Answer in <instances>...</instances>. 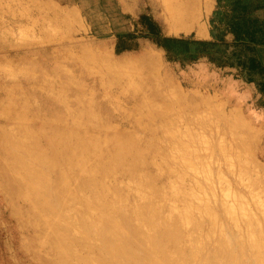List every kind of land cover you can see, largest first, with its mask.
I'll return each instance as SVG.
<instances>
[{"label": "rangeland", "instance_id": "obj_1", "mask_svg": "<svg viewBox=\"0 0 264 264\" xmlns=\"http://www.w3.org/2000/svg\"><path fill=\"white\" fill-rule=\"evenodd\" d=\"M175 3L0 0V142L31 145L39 167L76 166L69 169L73 199L59 202L69 206L68 220L55 215L62 223L72 225L86 206L82 174L129 213L146 199L147 211L178 238L176 246L163 243L173 264H258L248 225L254 215L264 221V99L239 98L251 84L206 57L185 65L167 58L163 36L202 39L194 32L200 26L217 41L231 38L212 25L216 0ZM3 177L0 264H48L56 254L44 219L27 197L8 193ZM80 254L76 264H102L95 249Z\"/></svg>", "mask_w": 264, "mask_h": 264}, {"label": "bare ground", "instance_id": "obj_2", "mask_svg": "<svg viewBox=\"0 0 264 264\" xmlns=\"http://www.w3.org/2000/svg\"><path fill=\"white\" fill-rule=\"evenodd\" d=\"M186 2H187V0H176V3L174 5L179 6V5H183ZM168 6H169V4H168ZM194 32L198 36H207L208 29H207V27L197 26L195 28ZM155 87L156 86H153L151 88V90ZM152 91H154V90H152ZM257 142H259V141H257ZM64 147H66V143L63 144V148ZM30 148H31V145H29L27 147H19L18 145H14L12 143H7L5 141H1L0 142V158L2 159V164L0 166V170L2 172H0V175L2 177L4 176L3 177L4 179L2 182H3V185L6 187V190L8 191V193L12 194V193L17 191V192H20L23 196L27 197L30 200V204L32 206V212L35 215L41 216V217H39V219H42V220L44 219L45 224L43 226V229L45 231L44 234H46L45 241L47 243H49L50 248L53 249L55 254H56V259H52V260L48 261V264H76L77 260L82 259L80 257L81 256L80 253H81V250H84V249H86L87 251L90 249L91 250L95 249L98 252V254L100 255V261L102 262V264H111L110 263L111 262V260H110L111 256L110 255L116 257L123 264H173V260H172V253L174 254V252H172L173 249L169 250L168 248H166L163 245V243L169 242L170 245L172 244V245L176 246L178 238L173 233V231L171 229V225L169 224V222L166 224L161 220V217L156 216L155 214H153V212L147 211L148 203H147L146 199H145V201H143L144 202L143 204H139V202H138L139 205H137V206L133 205L134 208L129 213L124 208H122V206L120 204L121 200L119 201V199H116V198H114V199L111 198L112 200H107L104 197V194H103V189H104L103 187L104 186L103 185H101L99 183L95 186H92L93 182L91 180H88L85 182L82 174H80L79 177L77 178V182H78L77 186H78V190L80 191L79 197H81V204H82V206H85V205L86 206L84 209H82V210L80 209L79 211H77L78 214H76V217L74 218V220L71 221V222H73L72 225H69L68 223H64V222L62 223L61 219H59L55 215H59L62 218H64L65 220H68L67 215H66V210L68 211L69 206H65V207L59 206V202H61V200H64L65 197L67 199H70V198L73 199V196L69 195V193H71L69 191V185H70L69 169L74 168L76 166L70 167L68 169H67V166H50L49 164L46 166H40L39 167L38 165H36L35 162L32 161L31 154L29 153ZM235 148L237 149L236 146H235ZM132 149L136 150L135 146H133V144H132ZM122 150H124V148H122ZM118 151H120V154H122L121 150L118 149ZM250 151H251V149H250ZM235 152H236V150H235ZM238 152L239 151H237V153ZM244 152L245 151H243V152L240 151V154L242 153V155L244 156V154H243ZM246 153H247V151H246ZM249 153H248V155H249ZM118 157H119V154H116V160L118 159ZM238 157H237V159H238ZM244 157H242V158L246 159ZM119 160L121 161V163H123L120 158H119ZM231 161H232V159H231ZM243 161H246V160H243ZM260 169H261V167H260ZM51 171L55 172L54 177H50L52 179L47 177ZM134 180H136V179H134ZM173 181H171V182H173ZM175 184H177V183H175ZM173 186H174V184H173ZM85 189L91 192L90 196H88V195L85 196V194H84ZM191 195H192V193H191ZM138 196H140V195H138ZM194 197H198V196H194ZM204 197H205V195H204ZM206 197L204 199L207 201ZM134 198H136V197H134ZM156 198L158 200L159 197H156ZM19 199H20V197H19ZM163 200H164V197H163ZM169 201H171V200H169ZM199 202H200V200H199ZM133 203L135 204V202H133ZM154 203H157V201ZM160 204H161V202H160ZM58 207H60V208H58ZM178 207L181 208V206H178ZM202 207L205 208L206 205H203ZM156 209H158V208H156ZM166 209H167V207H166ZM224 209L228 211L227 207ZM178 211H180V209H178ZM178 211H176V212H178ZM227 211H225V212H227ZM231 211H232V209H231ZM163 212H165V211H163ZM232 212H231V215L233 216L235 213L232 214ZM163 214H165V213H163ZM166 214H167V212H166ZM176 214L179 215V216L177 215V219H178V217L180 218V215H181L180 212L176 213ZM182 214H184V213L182 212ZM185 214H184V216H185ZM226 214H228V213H226ZM247 214L249 215L250 212ZM251 214L253 216L252 212H251ZM161 215H162V213H161ZM164 216L165 215H163V218H164ZM31 217H33V216H31ZM168 218H166V219H168ZM182 219H184V222H186L185 219L186 220L188 219L187 215H186V218H182ZM213 219L215 220V218H213ZM235 219H236V217H235ZM214 220H213V222H214ZM179 222H180V224L182 223V226H183L184 222H181V220ZM233 222H234V220H233ZM187 224H188V221H187ZM187 224L185 223L183 228H185V226H187ZM248 227L251 230L249 235L252 238L254 248H256L257 251L259 250V253H260L259 255H257L258 261H259L258 264H264V245L262 243V241H264V237H263V235H264V221L260 217H257V215H254L253 218L251 219V221L249 222ZM185 231L186 230H184V232ZM218 231H219V229H218ZM220 235H221V233H220ZM198 240H199V238H198ZM187 243H189V242H187ZM192 243H194V242H192ZM192 243H190V244H192ZM222 244H223V242H222ZM219 246H221V245H219ZM167 247H168V245H167ZM190 247H193V245L189 246L188 249H190ZM204 247H205V245H204ZM233 248H234V246H233ZM195 250H196V248H195ZM233 251H232V253H233ZM188 253H189V250H188ZM242 254H240V256ZM185 255H184V257H182L181 261H183V259L185 258ZM192 255H193V251H192ZM195 255L196 254L194 253V256ZM181 256H183V255H181ZM194 256L191 258H194ZM240 256H238V257H240ZM188 258L190 259V256H188ZM202 259H203V257H202ZM239 259H241V257ZM204 261H206V260H204ZM217 261H220V260L217 259L216 263H217ZM225 261H226V259H225ZM256 261H257V259H256ZM208 262H210V261H208ZM232 262H233V260H232ZM235 263H236V261H235ZM218 264H219V262H218Z\"/></svg>", "mask_w": 264, "mask_h": 264}, {"label": "trees", "instance_id": "obj_3", "mask_svg": "<svg viewBox=\"0 0 264 264\" xmlns=\"http://www.w3.org/2000/svg\"><path fill=\"white\" fill-rule=\"evenodd\" d=\"M213 27L221 25L230 40L163 36L159 43L167 58L180 65L201 57L216 66L229 65L251 84L252 95L264 99V0H216ZM212 31V30H211Z\"/></svg>", "mask_w": 264, "mask_h": 264}, {"label": "crops", "instance_id": "obj_4", "mask_svg": "<svg viewBox=\"0 0 264 264\" xmlns=\"http://www.w3.org/2000/svg\"><path fill=\"white\" fill-rule=\"evenodd\" d=\"M207 35H209V36H207V38H205V37H203L202 39H208V40H216L215 39V37H214V35L212 34V31L211 30H208V34ZM224 67H227V69L228 70H235L236 71V69L234 68V67H232V66H229V65H223ZM236 75H237V73H236ZM252 89H249V88H247V89H244L243 91H242V93H238V97L239 98H245V97H250L251 95H252Z\"/></svg>", "mask_w": 264, "mask_h": 264}]
</instances>
